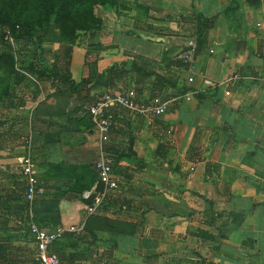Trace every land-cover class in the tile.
<instances>
[{
  "label": "crops",
  "instance_id": "crops-1",
  "mask_svg": "<svg viewBox=\"0 0 264 264\" xmlns=\"http://www.w3.org/2000/svg\"><path fill=\"white\" fill-rule=\"evenodd\" d=\"M129 5L139 14L143 8L148 25L160 20L155 24L159 28H136L137 16L131 12L127 23L116 15L113 27L105 28V18L99 16L103 23L97 42L105 50L94 66L101 74L125 64L128 74L108 86H87L79 95L60 96L58 81L50 91L48 104L54 110L68 101L66 117L53 116L48 131L41 128L44 160L36 171L45 185L39 196L58 188L64 194L59 226L86 221L89 191L70 194L68 181L47 173L45 164L94 163L100 156L93 128L74 120L81 116L82 99L99 90L121 89L128 79L140 108H148L153 95L167 102V108L158 116L124 109L109 113L106 150L121 151L131 142L135 158L115 162V155L106 151L120 180L118 189L82 233L66 235L52 251L67 264H264V0H130ZM195 14L215 17L199 48L193 35ZM187 48L190 59L185 61ZM86 53L82 45L71 54L69 72L75 83L90 76ZM133 62L153 75L142 79L131 72ZM45 112L40 106L36 113L44 119L40 114ZM18 224L16 248L25 254L18 256L32 264L34 238L27 224ZM7 238L5 245L11 243Z\"/></svg>",
  "mask_w": 264,
  "mask_h": 264
},
{
  "label": "trees",
  "instance_id": "trees-1",
  "mask_svg": "<svg viewBox=\"0 0 264 264\" xmlns=\"http://www.w3.org/2000/svg\"><path fill=\"white\" fill-rule=\"evenodd\" d=\"M250 4L257 5L256 2L249 1ZM115 0H0V31L3 36H8L15 40H23L24 42L36 45L41 48L42 43L46 41H64L70 48L75 45V41L79 33H89L91 31H99L102 28V19L95 14V7L115 6ZM215 17L207 18L201 14L194 15L195 32L194 37L197 48L201 47L205 42V32L211 28ZM154 29V28H153ZM157 33L161 32L156 30ZM68 49L63 55L64 63L59 68L56 63H52L49 70H37L30 66L28 72L35 75L40 80H55L65 90H58L56 93L60 96H71L72 94H80L83 88L96 84L97 86H108L112 80L120 79L128 74L129 70L125 69V64L114 65L101 74H97L94 70L95 61L90 64V76L81 79L75 83L69 72L72 50ZM87 59V54L85 56ZM87 64V63H86ZM3 69L5 77H10L16 71L14 68V59L11 54H3L0 57V69ZM93 68V69H91ZM92 70V72H91ZM130 71L138 74L142 79L151 77L153 74L146 72L138 67L134 62ZM157 96L153 95L152 99ZM68 101L53 107H48L45 115L49 118L53 116L61 117L65 115V107ZM57 107V109H56ZM76 111L69 112L70 116H75ZM75 122L84 124L85 128H91L92 123L86 116H75ZM132 143L124 150H110L115 155V162L122 158H135V154L131 150ZM47 173H51L58 180L66 179L68 182V192L73 195H80L85 191H90L98 180L94 163L87 164H71L66 162L49 163ZM114 168V167H113ZM52 195H36L32 201H25L20 206H16L17 212L25 213L29 223L32 221L40 227L59 226V202L64 197L61 189ZM89 205L91 199L85 200ZM49 215V216H48ZM94 219L93 215L86 218L84 228L87 226L89 219ZM46 222V224L44 223ZM42 224V225H41ZM45 224V225H44ZM27 231V227L24 225ZM0 259L3 264H25L18 254L13 252L12 248L0 244ZM32 264H36L34 257Z\"/></svg>",
  "mask_w": 264,
  "mask_h": 264
},
{
  "label": "rangeland",
  "instance_id": "rangeland-1",
  "mask_svg": "<svg viewBox=\"0 0 264 264\" xmlns=\"http://www.w3.org/2000/svg\"><path fill=\"white\" fill-rule=\"evenodd\" d=\"M115 1L116 5L112 7H95V14L105 18V28L113 27V16L116 15L125 18L124 20L127 23L129 12L137 16L134 21L136 28L142 31H146L149 25L159 28V25L155 24L159 23L160 20H154V23L150 22L149 25L146 24L147 18L145 16L147 14L143 12V8H141L140 14L135 12L134 8L130 9V0ZM97 35L98 31L79 33L75 45L71 48L64 41H46L38 49L34 44L24 42L23 40H15L8 36L5 37L2 35V31H0V57L3 54H11L16 71L10 77H5L3 69H0V244H3L8 236L7 240L9 239V242L15 246L11 243H8L7 246L11 247L13 252L22 257L25 256L24 250L16 248L19 239L18 229L20 228L18 223L20 221L22 224H27L28 227L29 220L25 217V213L15 210L16 206H20L26 201V178L19 160L29 154L36 170L39 171L40 162L44 160L43 156L39 153L40 144L42 143L40 139L42 136L41 128L48 131L47 122L50 118L47 114H40L44 117L42 119L39 117V113L37 114L36 112L40 106H43L46 110L50 106L48 104L50 91L53 89L52 87L55 83V80L40 81L35 75L28 72V68L32 66L37 70H49L52 68L53 62L59 68H62L64 63L63 55H65L67 50L70 48L73 52L76 47L80 48L82 45L87 48V59H85L87 65L90 66L101 55V51L105 50L97 42ZM78 51L76 50L75 53ZM75 61L74 72L77 73L75 76L79 79L81 67L78 64L77 56ZM56 84L57 89H60L59 87L62 85L60 83ZM129 84V80L124 79L121 89H110L103 92L99 90L98 93L91 95L92 97L88 94L89 97H86V100L85 98L82 99L83 105L79 107L81 116H84L83 112L86 106L88 107L103 93H121L130 90L133 87H130ZM41 92L44 93L43 97L45 99L38 104V109L33 110V106L37 104ZM61 117L65 118L66 116L62 115ZM37 179L38 189L45 187L44 184L40 183L41 177L39 173ZM36 195L39 196L38 193ZM42 195L46 194L42 193ZM3 222H6V225ZM9 230L11 232H7ZM2 261L0 259V264H3Z\"/></svg>",
  "mask_w": 264,
  "mask_h": 264
},
{
  "label": "built area",
  "instance_id": "built-area-1",
  "mask_svg": "<svg viewBox=\"0 0 264 264\" xmlns=\"http://www.w3.org/2000/svg\"><path fill=\"white\" fill-rule=\"evenodd\" d=\"M257 26H260V24H257ZM188 46L193 49V41H189ZM183 56L184 60L188 61L190 59V52L184 53ZM234 78H237V76L235 75ZM189 81L191 82L192 79H189ZM205 84L213 86V83L208 80L205 81ZM166 108L167 102L163 101L160 97L153 98L148 108H140L136 104V93L132 89L121 93H103L97 100L85 108L83 115L90 120L93 130L98 136L100 154L99 159L94 162L98 180L93 188L88 193H85V198L91 199L90 204L86 207V217L94 215L97 209L115 194L119 187L120 180L114 171L113 160L106 152L112 128L109 113L112 110L124 109L129 111H150L158 116L163 114ZM19 164L26 178V200L32 201L34 196L39 193L36 168L29 154L22 157L19 160ZM84 223L71 226H56L51 230L40 228L36 224L31 223L28 226V230L34 238V261L36 264H67L52 251V248L56 242L63 239L66 235H78L82 233Z\"/></svg>",
  "mask_w": 264,
  "mask_h": 264
},
{
  "label": "water",
  "instance_id": "water-1",
  "mask_svg": "<svg viewBox=\"0 0 264 264\" xmlns=\"http://www.w3.org/2000/svg\"><path fill=\"white\" fill-rule=\"evenodd\" d=\"M190 48H187L186 50H184V52L188 51Z\"/></svg>",
  "mask_w": 264,
  "mask_h": 264
}]
</instances>
